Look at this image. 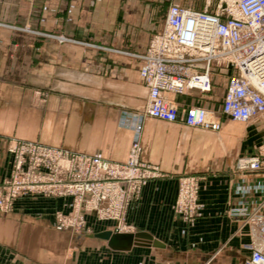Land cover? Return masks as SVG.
<instances>
[{
    "label": "crops",
    "instance_id": "0c3cea01",
    "mask_svg": "<svg viewBox=\"0 0 264 264\" xmlns=\"http://www.w3.org/2000/svg\"><path fill=\"white\" fill-rule=\"evenodd\" d=\"M177 2L0 0V182L16 140L112 162H124L138 141L142 159L163 174L143 189L127 218L136 233L163 247L115 251L100 237L112 222L82 214L91 233L60 228L57 214L72 212V198L25 196L12 211H0V264H244L249 230L235 214L264 204V172L236 170L239 158L259 153L253 126L222 116L216 133L143 114L148 89L141 61L131 54L145 52ZM225 94L214 77L212 91L200 100L194 92L189 102L221 114ZM189 175L204 177L202 208L193 224H184L174 204L179 179Z\"/></svg>",
    "mask_w": 264,
    "mask_h": 264
},
{
    "label": "built area",
    "instance_id": "2783aa9c",
    "mask_svg": "<svg viewBox=\"0 0 264 264\" xmlns=\"http://www.w3.org/2000/svg\"><path fill=\"white\" fill-rule=\"evenodd\" d=\"M131 56L141 61L147 117L218 133L222 116L249 123L264 113V0H205L202 10L172 3L162 31L151 37L145 52ZM215 74L227 77L221 114L189 102L194 92L200 100L212 91ZM7 150L12 162L0 182V211H12L25 196L72 198V212L57 214V221L60 228L77 233L93 231L82 214L112 222L111 232L136 233L128 214L143 189L163 177L159 167L142 159L138 141L124 162L27 140L12 141ZM236 170L264 172V153L239 158ZM203 181L199 175L179 179L174 212L184 224H193L201 211ZM235 215L243 217L242 227L249 230L250 255L244 264H264V204L261 211L242 208Z\"/></svg>",
    "mask_w": 264,
    "mask_h": 264
},
{
    "label": "water",
    "instance_id": "95a60500",
    "mask_svg": "<svg viewBox=\"0 0 264 264\" xmlns=\"http://www.w3.org/2000/svg\"><path fill=\"white\" fill-rule=\"evenodd\" d=\"M100 237L108 240V245L111 249L121 252L130 251L134 245L163 247L160 241L145 232L120 234L108 231L100 234Z\"/></svg>",
    "mask_w": 264,
    "mask_h": 264
},
{
    "label": "rangeland",
    "instance_id": "374dc122",
    "mask_svg": "<svg viewBox=\"0 0 264 264\" xmlns=\"http://www.w3.org/2000/svg\"><path fill=\"white\" fill-rule=\"evenodd\" d=\"M177 4H180L182 6L186 7H192L196 10H202L205 6V0H179ZM216 78L219 80L222 84H225L227 86V77L223 75L215 74L213 75V78ZM264 120V116H258V118L253 121L249 122L253 126L254 130V136H256V142L257 145L256 151L259 153H264V124L261 126L258 121ZM258 153V154H259Z\"/></svg>",
    "mask_w": 264,
    "mask_h": 264
},
{
    "label": "bare ground",
    "instance_id": "6f19581e",
    "mask_svg": "<svg viewBox=\"0 0 264 264\" xmlns=\"http://www.w3.org/2000/svg\"><path fill=\"white\" fill-rule=\"evenodd\" d=\"M261 116H264V113Z\"/></svg>",
    "mask_w": 264,
    "mask_h": 264
}]
</instances>
